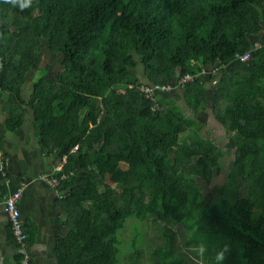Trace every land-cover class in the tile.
I'll use <instances>...</instances> for the list:
<instances>
[{
  "label": "trees",
  "instance_id": "obj_1",
  "mask_svg": "<svg viewBox=\"0 0 264 264\" xmlns=\"http://www.w3.org/2000/svg\"><path fill=\"white\" fill-rule=\"evenodd\" d=\"M44 45L60 59L41 67ZM0 56L7 127L31 109L44 151L66 156L55 174L59 264H122L128 220L157 215L184 223L207 264H264V0H0ZM214 66L213 111L235 151L210 201L226 150L174 99L158 94L155 106L141 86ZM181 89L196 111L209 102L201 74ZM141 232L127 264H140ZM165 255L154 264H175Z\"/></svg>",
  "mask_w": 264,
  "mask_h": 264
},
{
  "label": "crops",
  "instance_id": "obj_2",
  "mask_svg": "<svg viewBox=\"0 0 264 264\" xmlns=\"http://www.w3.org/2000/svg\"><path fill=\"white\" fill-rule=\"evenodd\" d=\"M202 76L207 83L209 102L198 111L188 105L184 90L181 88L159 94L174 99L189 116L206 124L211 129L208 130L210 137L218 142L212 135L215 130L222 128L225 131L223 134H227L228 131L217 120L213 111L212 97L215 79H212L209 73H204ZM31 82L32 84L28 79L24 86L25 97H28L32 91L34 79ZM28 89H30L29 93ZM210 114L212 116H209ZM203 117H207L210 121H203ZM7 118L3 97L0 95V155H2L0 162V264H18L19 262L18 244L11 233L9 217L4 207L5 197L19 188L22 194L18 205L24 224L31 230V238L28 241L30 264H59L56 245L64 221V209L60 205L63 192L58 189L59 184L53 186L40 175L51 172L56 174L55 168L63 164V160L61 162V158L54 153L44 151L37 134L33 110L30 109L23 124L15 130L7 127ZM228 139L230 141V137ZM14 185L18 187L15 189ZM27 234L30 236V233Z\"/></svg>",
  "mask_w": 264,
  "mask_h": 264
},
{
  "label": "rangeland",
  "instance_id": "obj_3",
  "mask_svg": "<svg viewBox=\"0 0 264 264\" xmlns=\"http://www.w3.org/2000/svg\"><path fill=\"white\" fill-rule=\"evenodd\" d=\"M258 15L259 16L256 18L257 22L261 20L260 14ZM259 26L260 25H257V27ZM43 55L44 61L41 64V67L47 62H54L60 59L59 55L50 52L45 45L43 47ZM41 67L30 72L28 77V79H30V84H32L31 80L33 81L34 78L41 74ZM211 87L213 89L212 85ZM116 91L119 92L120 89H116ZM29 92L30 89H28V93ZM209 106L211 105L209 104ZM209 110L211 109L209 108ZM209 116H212V114ZM203 121H210V119L203 117ZM205 129L211 130L207 125ZM223 133H225V131L220 128L219 130L216 129L212 134L226 150L227 155L222 158L223 164L216 170V175L210 185V191L207 194L210 201L215 200L216 197H218V186L222 184L234 161L235 150L231 147L228 139L233 134L229 132H227V134ZM155 218L156 223L151 221H141L136 217H131L128 220L127 227L122 232V264H127L130 260L135 259L136 252L133 247V239L137 236L139 229H142V232L138 237V246L141 250L140 264H154L161 258L162 254H166V260L174 262L175 264H207L203 258L200 257L198 259L195 256L194 253L198 250L197 246L193 244L187 245V243H185L189 234L184 223L170 222L161 215H157ZM160 226H164L165 231L169 235L168 237L162 233L159 228ZM133 254L134 256L131 257ZM193 259H195L196 262Z\"/></svg>",
  "mask_w": 264,
  "mask_h": 264
},
{
  "label": "built area",
  "instance_id": "obj_4",
  "mask_svg": "<svg viewBox=\"0 0 264 264\" xmlns=\"http://www.w3.org/2000/svg\"><path fill=\"white\" fill-rule=\"evenodd\" d=\"M256 46L259 45V43H255ZM253 51L246 52L243 54L237 53L236 56L239 57L242 60H247ZM3 68V57L0 56V71ZM218 66L204 68L202 72H199L198 74H193L190 72H186L182 75H180L173 83H144L141 86V89L145 92V94L150 97L152 100H154L155 106H157V95L160 92H169L174 88H184V86L194 80V78L198 75H203L204 73H209L210 75H215V82L217 81V75H218ZM78 147L76 145L74 147V150ZM0 155V162L2 161ZM66 160V156H64L63 161ZM62 169V164L57 166L55 168L56 171H59ZM42 178H44L46 181H48L51 185L55 186L60 183V178L55 175V173H50L47 175H40ZM65 177V174L61 177ZM22 190L19 188L18 190H15L8 194L5 197L4 200V207L8 214L10 226H11V233L18 244L20 258L18 264H30L31 255L29 253V245H28V234L26 231V227L24 224V221L22 219V213L20 210V207L18 205V201L21 197Z\"/></svg>",
  "mask_w": 264,
  "mask_h": 264
},
{
  "label": "clouds",
  "instance_id": "obj_5",
  "mask_svg": "<svg viewBox=\"0 0 264 264\" xmlns=\"http://www.w3.org/2000/svg\"><path fill=\"white\" fill-rule=\"evenodd\" d=\"M23 6H25V4H21V7H23ZM223 258V253L221 252V253H219L218 255H217V260H221Z\"/></svg>",
  "mask_w": 264,
  "mask_h": 264
}]
</instances>
